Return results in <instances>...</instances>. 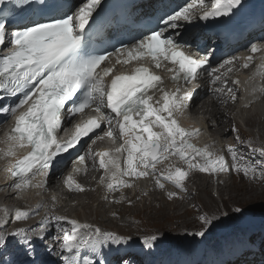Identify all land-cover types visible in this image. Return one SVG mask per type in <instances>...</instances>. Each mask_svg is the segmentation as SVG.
<instances>
[{"label":"snow or ice","instance_id":"1","mask_svg":"<svg viewBox=\"0 0 264 264\" xmlns=\"http://www.w3.org/2000/svg\"><path fill=\"white\" fill-rule=\"evenodd\" d=\"M101 5L102 0H79L71 6L61 0H0V46H4L0 47V125L12 121L0 138V144L5 145L0 148V158L9 161L4 172L12 181L3 190L16 193L17 198L35 189L46 190L49 176L64 163L63 154L86 137L92 144L105 138L115 143L117 131L121 143L114 150L93 152L89 147L75 157L72 171L63 179L68 191L89 190L75 178L87 174L89 161L103 171L100 184L108 194L151 180L160 190H166V185L175 189L167 192L169 200L183 199L185 182L193 172L217 177L234 172L264 182V145L247 142L252 159L232 146L218 150L213 142L200 147L193 141L203 130L181 124L194 106L202 77L211 78V92L222 105L244 99L238 96L240 80H232L233 88L226 79L237 61L243 59L241 67L247 69L260 53L261 63L248 83L256 76L264 80V44H252L249 55L225 60L213 68L207 56L196 58L185 50L193 46L194 38L180 32L196 19L234 16L242 0H186L178 10L160 17L156 26L134 43L112 45V50L95 43L105 26ZM9 17L19 21L14 31L9 28ZM146 61L155 69H165L170 74L168 80L144 66ZM118 65L134 66L117 71ZM243 91L253 97L245 100L244 107L255 102L257 93L264 98V84L253 86L250 93L246 88ZM231 131L240 141L239 129L233 125ZM162 164L165 167L161 169ZM124 199L121 195L111 203ZM43 207L0 208V257L8 254L9 248L33 257L37 241L48 238L47 222L51 221H55L57 235L53 239L62 264H108L99 258L103 248L128 242L126 237L67 216H46L35 228L9 230L10 223L25 222L39 215ZM235 211L244 210L238 207ZM200 220L206 227L213 222L207 216ZM195 235L203 237L205 231ZM156 240L155 235L147 236L142 243L151 247ZM0 264L5 261L0 259ZM23 264L41 262L26 259Z\"/></svg>","mask_w":264,"mask_h":264},{"label":"bare ground","instance_id":"2","mask_svg":"<svg viewBox=\"0 0 264 264\" xmlns=\"http://www.w3.org/2000/svg\"><path fill=\"white\" fill-rule=\"evenodd\" d=\"M164 75V73H162ZM168 79H165L167 81ZM210 82H202L201 87L202 91L194 100V106L190 109L194 115H200L198 117L191 116L189 121H187V126L185 128L199 127L201 129H206L205 134H202L199 139L194 140L197 146L203 147L207 145L209 142H217L220 143L225 149L228 146H232L233 148L239 149V151L249 159L252 157L249 155V149L246 146L248 141H251L254 146L264 145V110L257 109L258 105L256 102L251 104V107H255L256 109L252 110V113L244 119V123L246 128L251 132V134L247 133V131L243 130L237 120L232 118L230 112L237 109L233 103L229 102L226 105H222L220 101L216 100L211 92ZM169 88L172 86L169 84ZM201 100V105H198V100ZM264 104V98H262ZM201 110L203 113L200 114ZM244 112H239L240 116ZM187 115V114H186ZM184 119V118H183ZM182 119V120H183ZM196 119V120H195ZM215 122V127L209 125V122ZM235 125L239 129L240 141L236 139V133L231 131V127ZM105 128V127H104ZM2 128H0L1 130ZM207 131L208 134L207 135ZM0 135L1 132H0ZM215 139V140H214ZM207 140V141H206ZM243 141V143H241ZM5 145H0V148H4ZM218 149V148H217ZM114 150V149H112ZM219 150V149H218ZM86 152V151H85ZM83 152V153H85ZM81 153V154H83ZM230 159V157H228ZM1 160V158H0ZM5 161H0V202L4 203L3 207L10 209L13 207L14 197L13 193L10 190H3L7 187V185L11 184L12 181L6 179V173L4 172L3 166H5ZM165 167V166H164ZM159 166V168H164ZM102 170H99L97 166H93L92 162L89 161V170L85 176L77 175L76 180L83 179L82 183L89 189L88 191L78 193L68 191L67 188L63 184V180H53L48 185L47 192L55 191L58 197L62 199L67 196L71 199L70 202L74 203L72 209H70L71 214L78 216L79 218L86 219L88 224L102 226L103 231H114L116 230L118 233H129L132 235H141L144 229H148L151 236H157V240L154 242V246L158 250L162 251H170L171 248L166 249L170 245H172L173 251H178L181 249L180 246H175L176 242L179 240H183L185 238L190 239L193 242V237H198L195 235L198 231H205L204 237L207 239L206 243L211 245L215 250H219L221 244L225 240H231L234 237L238 238L241 230H246L245 228L233 229L230 232L223 233L222 238H216L212 233L217 228H222L223 219L221 212L212 208L210 205L212 204L211 189L214 187L217 191H219L218 195L220 197V191L222 189H235L242 190L244 192H252L253 190L264 191V182L257 180H251L245 177H240L236 175L235 182L241 185H237L234 182L230 183V180H217L214 179L211 175L193 172L189 179V182H185V187L187 192L183 199H168L167 192L175 191L170 190L169 186L166 185V190H160L155 187L154 182L151 180H141L136 182V186L130 189L123 190V196L125 197L124 201L119 204L111 203L113 199H119L120 197L114 194H108L109 199L105 200L104 196H98L97 193L105 192V188L97 189L96 184H98L99 176L101 175ZM96 177L97 181H93V178ZM79 182V181H78ZM80 183V182H79ZM193 185V191H191V187ZM200 187L205 188L206 191L200 190ZM94 189V190H92ZM147 195H144V193ZM196 192L198 195H196ZM226 191L223 190L224 194ZM206 193L208 196L204 199L205 207L201 204V202H196V199L201 197L202 194ZM81 195V196H79ZM58 197H46L45 196V205L46 208H57L61 210L62 213L69 208V204H65V206L57 204ZM55 198V201H53ZM207 199L210 200V204L207 203ZM38 200V199H37ZM193 200V201H192ZM248 200V199H247ZM191 202L192 210L195 212V220L191 223H186V217L190 213L189 203ZM37 201L34 202L36 204ZM128 203H132L131 206L127 210H122L119 208V205L125 206ZM98 204V206H96ZM187 206L189 207L187 209ZM114 208L113 210H109L108 208ZM183 207V208H179ZM241 208L243 210L248 209L247 207L233 206V207H223L225 211L233 212L236 208ZM249 212V210H245ZM182 212V213H181ZM246 212H242L245 214ZM188 213V214H184ZM169 214V216H167ZM54 214L48 211L43 213V216L39 219H36L35 216L25 222L20 223H10L9 229H14L16 227H25V228H35L42 219L46 216H53ZM129 215L128 218L125 219V223L123 222L122 216ZM168 218L167 221L163 220V217ZM201 216H207L212 219L211 226H204L202 221L200 220ZM118 219L115 220L114 218ZM233 216H227L228 221H232ZM238 217H243L238 216ZM185 219V220H183ZM173 225H178L179 229L176 230L170 229L173 228L169 222ZM174 221V222H173ZM108 223V224H107ZM169 224V225H168ZM144 225V226H143ZM169 226L170 230L168 232H163V227ZM117 227V228H114ZM173 233H181L179 236H168ZM49 234V233H48ZM47 241L48 245L51 243H55V248L58 245L54 239L51 238V234L48 235L43 242L37 241L40 245L41 251L44 250L42 244ZM58 248V247H57ZM189 249V248H188ZM100 259H104L108 262V264H122L123 261L127 260L130 264L139 263L140 257L139 255H133L131 253H125L121 255L120 253H116L111 251L108 255V259L105 255L101 254ZM41 262V258L39 259ZM198 261L195 259L196 264ZM60 264V262L58 263ZM229 264H264V244L259 247V251L256 253H247L238 261L229 263Z\"/></svg>","mask_w":264,"mask_h":264},{"label":"rangeland","instance_id":"3","mask_svg":"<svg viewBox=\"0 0 264 264\" xmlns=\"http://www.w3.org/2000/svg\"><path fill=\"white\" fill-rule=\"evenodd\" d=\"M199 103H201V102H199ZM199 103H198V105H199ZM238 113L239 112H236L235 110H233V112H230V115L232 116V118L237 120L239 126L243 130H245V131H247V133L251 134V132L246 128L245 123H244L243 120L246 117H248L252 112H244L240 116L238 115ZM243 123H244V125H243ZM203 134H205V131H203ZM207 135H209L208 131H207ZM211 143H213V141L209 142L208 144H211ZM214 143H215L216 147H221L220 143H217L216 141ZM236 175H238L240 177H244L242 174L234 173V174L227 175L228 177H227L226 180H230V183L234 182L235 184L242 186V184H238L237 182H235ZM60 176L61 175H58L56 178H58ZM186 182H189V179ZM98 185L99 186L101 185L100 184V180H99ZM193 185L194 184L192 183L191 191H193ZM84 187L87 188L85 185H84ZM200 190L206 191V189L205 188L203 189V187H200ZM217 190H216L215 187L213 189H211V191L209 190V192H212L211 199L213 201L210 206L212 208H214L216 210H219L221 212L222 219H223V224H222L223 227L222 228H220V227L217 228L214 231V233H212L213 236H215L216 238H222L223 237V235H222L223 233L230 232L233 229L240 230L241 228H245L246 231H250V230H252V231L248 232V233H245L242 236V238L239 240V242H247L248 239L253 235L254 237H253V239L251 241L257 247L259 242H255L254 239L257 238L261 234L264 235V191L253 190L252 192H249V191L244 192L242 190H235V189H222L220 191V197H219V195H218L219 191H217ZM223 190L226 191L224 194L222 193ZM54 195L57 196L58 194L53 192V196ZM97 195L100 196V197L101 196L105 197V195H108V193H106V191H105V192L97 193ZM196 195H198L197 192H196ZM207 196H208V194L206 195V193L202 194L200 198L198 197L196 199V202H201V204L205 207L206 205L202 201H204V199ZM206 201H207L208 204H210V200L209 199H207ZM58 203L61 204V205H64V204H69L70 205L69 208L65 211V213H63L60 216H67V217H69L71 219L78 220L80 223H87L86 219L79 218L78 216L71 214L70 209H72L73 206H74L73 202H70L69 200L67 201L66 198H64V199H60V201ZM0 204H4V203L0 202ZM131 204L132 203H128L125 206L119 205V208H121L122 210H127L131 206ZM96 206H98V204ZM233 206L247 207L248 209H245V210H249V212H246L244 210L243 212H246V213L242 215L243 217H238V216L231 215V216H233L232 217L233 220L232 221H228L227 215H229L230 211H228V212L225 211V209L223 207L230 208V207H233ZM189 207H190V213L189 214L188 213H184V214H188L187 217H186V220L183 219V220L186 221V223L193 222L195 220V217H196L195 212H194L195 208H194L193 211H191L192 210L191 202L189 203ZM189 207L187 206V209ZM179 208H183V207H179ZM108 209L109 210H113L114 208H110L109 207ZM53 216H57V215H53ZM128 216L129 215H126V216L123 215L122 216L124 223H125V219L128 218ZM167 216H169V214ZM167 216L163 217V220L167 221L168 220ZM114 219L117 220L118 218L115 217ZM169 223L171 224L172 221L169 222ZM54 224H55V221L47 222V225L49 227H51V229H52L51 232L53 234V238L57 235V233L55 231V225ZM93 226L100 227L102 229V226H97L96 224L93 225ZM169 226H171L173 228H170ZM169 226H164L163 229H162L163 232H168L170 229H174V228L176 230L179 229L178 225L171 224ZM254 226H256V227H254ZM114 228H117V227H114ZM9 230H11V228ZM243 230H241V231H243ZM112 232L117 234V235L126 237V238H128L130 240H136V241H141V242L143 241V239L145 237L151 236V234L148 231V229L147 230L144 229L142 234L138 235V236L132 235V234H129V233H118L116 230H114ZM180 234L181 233H173V234H170L168 236L177 237ZM232 242L233 241H230V242H227V243L223 244L221 246V251L222 252H220V249L216 250L214 252V255L219 259V262H224V261L230 260V257H228V255H230V254H231L230 256H232V257L235 256V255H232V252H233L232 251ZM42 245L45 246V251H44V255L42 256V258L49 259V261L51 263H53V264H58L59 262H60V264H62V258L59 255L58 250L55 249V251L49 252L48 251L49 245H47V241L44 242ZM126 245H127V243L124 244V245H110V246H106L105 248H103L101 254L102 253L103 254H109L111 251H114L116 253H120L121 254L125 250L124 247ZM236 245L241 247V248H243V246L241 244H236ZM250 246H251V244H248V247H250ZM37 251H38L37 245H35V252H37ZM137 251L139 252L138 247H137ZM220 253H221V256H220ZM20 258H21V253L18 250H16L15 248H9L8 254L3 255L2 257H0V259H3L5 261V264H10V262L12 260H16L18 262V264H19ZM27 259H35V256L27 257Z\"/></svg>","mask_w":264,"mask_h":264}]
</instances>
